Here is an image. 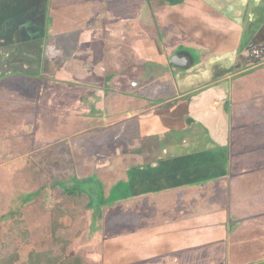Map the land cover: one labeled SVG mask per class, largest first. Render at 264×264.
<instances>
[{"label":"rangeland","instance_id":"374dc122","mask_svg":"<svg viewBox=\"0 0 264 264\" xmlns=\"http://www.w3.org/2000/svg\"><path fill=\"white\" fill-rule=\"evenodd\" d=\"M143 2L91 0L54 11L44 6L43 10L47 9L43 41L46 46L42 51L45 55L47 50L52 52L53 45L60 43V40H49L53 35L60 33L68 46L65 34L75 36L82 27L102 34L105 43L103 85L79 87L56 79V66L51 67L47 60L52 54L42 61L43 71L35 81H43L44 86L30 87L28 79L32 82L31 77L19 73L16 77H3L15 68H28L25 55L11 56L14 59L3 65L1 73L4 74H0V253L7 244L16 248L18 259L14 264H27L31 252L48 246L51 214L48 208L39 205L43 197L47 205L63 208L68 204V197L77 191L88 196V207L83 209L70 203L69 208L74 213L66 212L57 219L60 231L56 233L65 234L70 241L67 252L83 254L89 264H147L151 258L160 264V255H153V248L140 247L138 238L130 237L140 234L131 231L144 219L140 221L135 214L139 201L132 198L134 195L129 191L127 178L123 177L125 167L122 165L129 159L142 161L138 140L134 137L133 144L125 143L123 147L129 146L130 150L124 151L116 144L115 136L110 137L111 132L118 129L114 122L143 102L135 97L143 88L146 76L141 77L142 85L139 84L137 68L158 69L150 72L152 78H146L150 84L168 81L169 95H175L173 92L182 95L183 104L188 106L181 116L186 126L183 130L175 131L172 137L163 129L159 138L155 133L142 134L141 140L146 139L148 143L152 139L158 146L171 144L164 146L165 156L179 149L195 152L197 147H214L226 154V166L220 161L211 167V176L218 177L219 182L211 183L203 199L187 197L192 190H178L175 197L167 195L156 204L157 211L167 209L175 213L176 207L184 202L183 207L188 206L186 216L225 207L218 215L226 221L224 232L210 229V246L196 244L186 249L181 247L182 251L174 247L173 251L181 255H185L183 251H191L188 255L193 262L187 264L264 263V56L246 60L244 67L235 69L239 72L232 69L217 72L213 77L214 72H209L206 61L210 57L209 50L194 40H187L186 35L177 30L178 26L160 23L158 11ZM168 2L163 0L162 4ZM251 8L254 13L259 12L257 19L262 22L264 8ZM243 22L247 27L248 19ZM253 37L256 40L263 36L253 33ZM18 46L14 49L18 50ZM94 48L96 51L97 47ZM14 49L10 51L13 53ZM4 51L2 46L0 57L10 59ZM56 51V59H59L60 51ZM163 51L167 55L165 62L173 54L186 51L193 63L190 69L178 70L194 83L188 88L180 86L186 88L180 94L174 88V70L165 72L158 63L145 60V56L158 57ZM65 52L61 59L67 60L69 48ZM175 78L181 83L178 76ZM110 147L116 149V154ZM105 154L109 155L96 158ZM51 155L57 158L50 161ZM161 162L154 164V170L162 166ZM39 190L45 191V196L39 194ZM134 206L135 216L128 213ZM153 213L149 220L155 217L162 222L169 218ZM191 234L194 235L193 231ZM133 249L137 256L126 255ZM174 252L168 251L167 255ZM167 255L162 254V257ZM186 257H179L176 264H184L180 261Z\"/></svg>","mask_w":264,"mask_h":264},{"label":"crops","instance_id":"0c3cea01","mask_svg":"<svg viewBox=\"0 0 264 264\" xmlns=\"http://www.w3.org/2000/svg\"><path fill=\"white\" fill-rule=\"evenodd\" d=\"M13 1L0 0V48L4 46L5 54L8 53L10 55V59L7 56L0 57V74H4L1 73L4 69L3 65L9 64L14 59L11 56L25 55L24 62L25 65H28V68H15L10 71V74H4L3 77L6 79L8 76L16 77L19 73L31 77L32 82L28 79V82L31 83V85L29 84L30 87L44 86L43 81H35H37V77L43 71L42 61L49 54H52L51 59L47 58V60L51 62L49 63L51 67L52 65L56 66V79L59 78L65 82L78 84L79 87L96 88L104 84L105 67L102 62L103 58L105 59V43L101 37L102 34L100 33L99 35L97 30L82 27V29L80 28L77 31L78 33L75 36L65 34L68 39V46H66V39L60 33L53 35L49 40H60V43L52 46L51 50L53 53L47 50V54L45 55L42 52L46 46L43 41L46 34L47 14L45 10L47 9L43 10L44 6L46 5L49 11H54L91 0H17L18 3L16 2L15 4ZM168 1L167 4H159L153 8L159 13L158 18L160 23H172V25L178 26L177 30L183 32L187 40H194L209 50L210 57L206 61L209 65H207L210 69L209 72H214L213 77L217 72H229L232 69L239 72V70L235 69L244 67L246 60L251 58L256 59L257 57L260 59L262 55L264 56V20L258 22L259 19L257 17L259 16V12L254 13L253 8H251L255 6L264 8V0ZM143 3H146V0ZM243 20L247 22V27L244 25ZM253 33L263 37L254 40ZM17 45H19L17 47L18 50L14 49ZM9 46H11L10 49L8 48ZM95 46L97 47L96 51ZM187 47L190 48V45ZM66 48H69L70 58L64 60L61 59V56L66 54ZM12 49H14L13 53L10 51ZM56 49L60 51L59 59H56L58 54ZM177 53L181 56H187L188 59L190 58L186 51ZM41 55L43 56L41 57ZM166 57L167 55L163 51L162 54H158V57L145 56V60L158 63L161 68L166 70L165 72L167 70L171 72L174 70L176 72L173 78L176 85L174 88L177 93L180 94L186 88L194 85L185 75L178 73V70L190 69L193 66L192 61L186 67H177L170 63V60L165 62ZM114 60L112 59V61ZM120 65H123V63ZM25 69H28V71ZM157 71L159 70L154 68H149L148 70L137 68L135 72L139 79L136 81L142 85L141 77L146 76L147 78L150 76L149 78H152L151 75L153 74L150 72ZM177 76L180 78L178 81L181 83L176 82L175 77ZM146 78L143 88H141L140 93L135 97L138 98V101L143 100L142 104L134 106L122 118L114 122V124H117L118 129L111 132L112 136H110H115L116 144L124 148V151L130 150L129 146L123 147L124 144H133L134 137H136L138 140L137 147L143 154L142 161L131 162L129 159V162H124L122 165L125 167L123 177L127 178L126 182L129 183V191L134 195L132 198L135 202L139 201L137 202L139 207L136 208L134 206V209L132 211L129 210L128 213L132 215L135 213L134 210L137 209V213L135 214H138L139 220L143 221L144 219L143 222H138L137 228L135 227L131 231L132 233L136 231L140 234H132L130 237L138 238L140 247L153 248V255L156 253L160 255L158 257L161 260L160 264H176L178 258L183 256L187 257L184 261H180V263L187 264L193 262L189 259L188 255L191 251H183L181 253L185 255H181L179 252H174L173 248L175 247L176 250L182 251L181 247L186 249L189 245L205 244L206 247L210 246L211 244H208V241L211 240L210 231L216 230L217 232L220 230L224 232L223 228L226 221L225 219L221 220L218 215H220L221 209H225V207L223 205L218 206L213 211L207 209L205 212H199L196 216H186L188 206L183 207L184 202H182V205L176 207L175 213L171 212V210L167 212V209L166 211L162 209L157 211L158 208L155 209V207L167 195L175 197L178 190L185 192L192 190V192L187 193V197L203 199L205 194L209 193L208 188L211 187V183L216 180V182H219L218 177L214 175L212 176L214 178L210 177V169L218 162H222L223 152L214 147L210 149L208 147H197L195 152L179 149L175 151L176 153L165 156L163 155V148L165 145L169 147L171 144L166 143L164 146H158L152 139L148 143H146V139L141 140L140 136L142 134L155 133V136L159 138V132L163 129H166L168 136L172 135L173 137L178 130H183L186 127L182 122L181 116L187 112L188 108V106L186 107L183 104L182 95L174 92L173 94L175 95H169L168 81L162 80L161 83L150 84V80L148 81ZM185 80L189 81L184 82ZM163 81L164 84L162 85ZM180 86H185L186 88H181ZM91 90L89 92L93 94L94 92ZM164 90L165 93H163ZM155 92H160L161 94L154 95ZM166 95L167 98H163ZM138 101L135 100L136 103ZM155 127H158V130H154ZM178 138H181V136ZM110 148L113 154H116V149ZM198 152L201 153L200 156L192 157V153ZM108 155H100L96 158L102 159ZM211 157L214 159H211ZM159 160L163 164L159 169L154 170V167H156L154 164ZM109 163L110 161L106 158L107 166H109ZM130 164L132 166H129ZM143 164L147 165L142 168ZM222 164L224 165V163ZM224 178L225 176L222 178L225 184ZM136 188L137 191L134 192L133 189ZM136 193L137 195H135ZM152 212L160 216V218L161 216L165 218V215H168L169 218H165L162 222L155 217H153V220H149ZM141 218L143 219L141 220ZM191 220H193V223ZM191 231H193L194 235L191 234ZM197 241L198 243H196ZM168 251L174 253L167 255ZM135 253L134 249L128 250L126 255L137 256ZM162 254H166L167 256L162 257ZM196 257L194 256V258ZM104 259L105 261L108 260L107 257ZM154 260L152 258L148 259L147 264H156Z\"/></svg>","mask_w":264,"mask_h":264},{"label":"trees","instance_id":"16d2710c","mask_svg":"<svg viewBox=\"0 0 264 264\" xmlns=\"http://www.w3.org/2000/svg\"><path fill=\"white\" fill-rule=\"evenodd\" d=\"M147 5L150 8H154V6L162 4L163 0H146ZM220 152H223L219 150ZM53 154V153H52ZM210 154V153H209ZM71 155V154H70ZM201 155L200 152L198 153H192V157ZM50 161H53L54 158H57L55 155L49 156ZM211 159H214L211 157ZM68 164L71 163V160L68 159ZM222 163L226 165V154L223 152L222 157ZM35 174V173H34ZM212 177V176H210ZM39 194H42L45 196L46 192L39 190ZM38 195H35L37 197ZM68 204L63 208H55L51 205H47V202L45 201L44 197L40 201L39 205L44 209L49 210L50 212V219H51V225H50V232L51 237L49 241H47V248L39 250V251H33L29 254L27 259V264H89L86 257L83 254H77V253H69L67 252V246L69 244V238L65 236V234L60 233L59 235L56 233L60 231V227L57 223L58 217L61 215H64L66 212H69L70 214L74 213L72 208L70 207V203L78 204L79 207L87 208L88 207V196L86 194H83L79 191L73 192L72 196L68 197ZM86 202V203H85ZM76 217V215H73ZM18 223V222H17ZM18 259V254L16 248L12 249L7 244L3 251L0 253V264H14Z\"/></svg>","mask_w":264,"mask_h":264},{"label":"water","instance_id":"95a60500","mask_svg":"<svg viewBox=\"0 0 264 264\" xmlns=\"http://www.w3.org/2000/svg\"><path fill=\"white\" fill-rule=\"evenodd\" d=\"M170 63L177 67H186L190 63L187 56H181L179 53H175L170 58Z\"/></svg>","mask_w":264,"mask_h":264}]
</instances>
